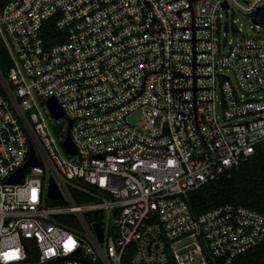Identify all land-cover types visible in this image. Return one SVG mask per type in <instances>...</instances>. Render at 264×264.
I'll list each match as a JSON object with an SVG mask.
<instances>
[{"label":"built area","instance_id":"built-area-1","mask_svg":"<svg viewBox=\"0 0 264 264\" xmlns=\"http://www.w3.org/2000/svg\"><path fill=\"white\" fill-rule=\"evenodd\" d=\"M0 38V264H233L264 242L260 211L187 200L264 141V0H11Z\"/></svg>","mask_w":264,"mask_h":264},{"label":"trees","instance_id":"trees-1","mask_svg":"<svg viewBox=\"0 0 264 264\" xmlns=\"http://www.w3.org/2000/svg\"><path fill=\"white\" fill-rule=\"evenodd\" d=\"M9 1L11 0H0V8ZM44 37L48 42L51 39L47 31L44 32ZM10 67V56L0 38V71L3 76H7ZM187 200L196 215L226 203L251 207L264 214V141L238 168L228 170L219 178L191 191ZM233 264H264V242L237 256Z\"/></svg>","mask_w":264,"mask_h":264},{"label":"water","instance_id":"water-1","mask_svg":"<svg viewBox=\"0 0 264 264\" xmlns=\"http://www.w3.org/2000/svg\"><path fill=\"white\" fill-rule=\"evenodd\" d=\"M50 105H51L52 109L54 110V112L57 116L63 115V111H62L60 105L58 104V102L54 98L50 99ZM64 146L68 150L69 153H75L76 152V149H75L73 143L71 142V140L65 141ZM37 163H39V161L35 158L34 151H32V157L29 159V161L24 166H22L15 174H13V176L10 178V180L13 182H23L25 169L28 166H33V165H36ZM50 197L62 198V194L59 191V189L57 188V186L53 180H52L51 187H50ZM97 214L98 213L96 212V216H97ZM95 228H96L97 232L99 233L100 238L103 239V235H102V232H101V229H100V226L98 223L95 224Z\"/></svg>","mask_w":264,"mask_h":264},{"label":"rangeland","instance_id":"rangeland-1","mask_svg":"<svg viewBox=\"0 0 264 264\" xmlns=\"http://www.w3.org/2000/svg\"><path fill=\"white\" fill-rule=\"evenodd\" d=\"M230 15H233V13L230 12ZM233 17L234 18L239 17V21L237 22V24H240L241 22H243L246 25L245 26L246 30H250V25L253 23V21L250 18H248V16L243 15V14H236ZM227 18L228 16L226 15V13H224V19H227ZM140 119H141V114L139 112L129 117V120L133 123H137Z\"/></svg>","mask_w":264,"mask_h":264}]
</instances>
